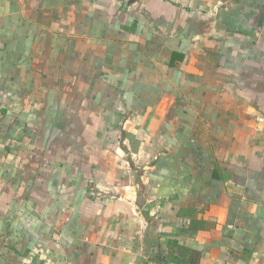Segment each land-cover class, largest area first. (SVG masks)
<instances>
[{
  "label": "crops",
  "instance_id": "0c3cea01",
  "mask_svg": "<svg viewBox=\"0 0 264 264\" xmlns=\"http://www.w3.org/2000/svg\"><path fill=\"white\" fill-rule=\"evenodd\" d=\"M263 0H0V264H264Z\"/></svg>",
  "mask_w": 264,
  "mask_h": 264
},
{
  "label": "water",
  "instance_id": "95a60500",
  "mask_svg": "<svg viewBox=\"0 0 264 264\" xmlns=\"http://www.w3.org/2000/svg\"><path fill=\"white\" fill-rule=\"evenodd\" d=\"M127 2H134L135 0H126ZM257 1L259 2L260 0H253L252 5H255L257 3ZM254 15H257V21L256 24L254 25L255 27V33H257L258 31H260V29L262 28V24H263V20H264V0L261 4V9H257V10H253Z\"/></svg>",
  "mask_w": 264,
  "mask_h": 264
}]
</instances>
